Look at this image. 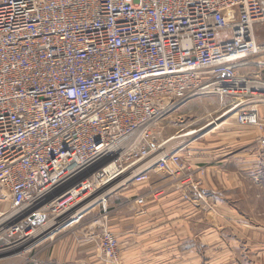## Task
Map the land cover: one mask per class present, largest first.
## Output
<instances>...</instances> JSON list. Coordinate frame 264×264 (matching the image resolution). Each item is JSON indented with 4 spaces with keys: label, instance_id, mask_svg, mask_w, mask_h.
<instances>
[{
    "label": "built area",
    "instance_id": "built-area-1",
    "mask_svg": "<svg viewBox=\"0 0 264 264\" xmlns=\"http://www.w3.org/2000/svg\"><path fill=\"white\" fill-rule=\"evenodd\" d=\"M262 29L264 0H0L4 248L47 225L50 238L97 206L106 214L110 197L153 173L190 199L198 183L181 154L199 133L224 117L260 127L247 107L264 103V81L238 68L259 55L264 70ZM209 95L232 101L167 148L174 137L160 139V124ZM97 240L104 264H122L107 228Z\"/></svg>",
    "mask_w": 264,
    "mask_h": 264
},
{
    "label": "crops",
    "instance_id": "crops-1",
    "mask_svg": "<svg viewBox=\"0 0 264 264\" xmlns=\"http://www.w3.org/2000/svg\"><path fill=\"white\" fill-rule=\"evenodd\" d=\"M221 120L212 124L216 125L215 133L197 138L181 154L198 183L190 199H183L174 188V177L158 173L151 174L147 183L110 197L108 229L117 239L122 264H199L200 255L228 247L224 234L232 225L237 226V232L240 229L241 238L245 237L249 222L231 205L230 199L235 198H230L229 192H240L243 200L258 190L260 167L253 155L258 134H242V128L226 122L228 119ZM239 158L245 164H240ZM156 187L164 190L161 198H147L142 207L134 203ZM84 220L82 216L33 252L12 258L19 259L13 264H101L98 234L82 223Z\"/></svg>",
    "mask_w": 264,
    "mask_h": 264
},
{
    "label": "rangeland",
    "instance_id": "rangeland-1",
    "mask_svg": "<svg viewBox=\"0 0 264 264\" xmlns=\"http://www.w3.org/2000/svg\"><path fill=\"white\" fill-rule=\"evenodd\" d=\"M256 38L259 44H263L264 32H259ZM258 58L259 55L249 58L248 59L249 63L246 66H242L238 68V70L240 73H243L244 75L258 77L264 81V70L260 69L256 65L258 61H261L258 60ZM231 101H232L231 99L221 98L218 95H209L194 99L188 102L187 104L183 105L181 108H179L177 112L168 116L160 124L159 128L156 130L157 135L159 136L160 139H167L174 137L177 134L181 135L182 133L185 132L196 131L199 128L206 125L207 123L216 119L219 115H221L225 111L224 110L225 106L231 103ZM247 109L256 111V114L259 119L260 127L258 126H252L251 128L245 126L241 127L236 123L235 118L233 117H229V118L224 117L221 120V122H224L226 121L225 119H228V121L226 122L235 124L236 127L243 129V132L245 133L242 134L247 135L254 131L255 133L258 134L257 136L260 137L257 138L256 136V143L253 154L256 157L255 165L256 166L258 165V167H260V174H259L260 186L258 190L255 191V193L250 192L248 196L245 197V199L243 200L242 198H240L242 197L239 194L240 192L238 191L229 192V197L235 198V199H230L231 205L233 204L235 206V209L244 213L245 219L249 222L247 224L249 227L248 229H246L248 232L245 233V237L241 238L240 229H238L237 232V226L235 224L232 225L230 230L226 231V234H224L225 240L228 237V243H229L228 247L224 249L221 248L214 249L212 254L207 253L206 255H200L201 260L199 264H264V229H263L264 227V144L261 143L262 140H264V103L255 102L253 104H250L247 107ZM221 122L218 121L216 124L219 125ZM235 126L234 129H236ZM215 128L216 125H211L207 127L206 129H204L199 133L200 135L199 137L201 138V136H204L205 134L215 133L214 131ZM181 130L183 131L179 133V131ZM221 130L218 132H221ZM183 139L186 138H181L177 140V142L181 144ZM245 160H247V158H245ZM238 161L240 164L242 163L245 164L244 159L242 160L239 158ZM250 162L251 161H246V164H249ZM256 192H258L259 194H256ZM109 199L107 201L106 214L102 212L101 206L100 207L97 206L91 211H89L86 215H84L85 220L82 223H86L87 227L91 228V230L94 229L98 235L101 234L103 227L107 229L109 228V221H110V213H109L110 205H108ZM119 200H121V198ZM122 200L124 199L122 198ZM7 207H8V198L0 191V213L5 211ZM50 238L43 237L41 241H39L35 246L29 249L22 248L18 250L16 249L15 252L12 253L9 252L0 253V264H13V262H19V259H12V258L18 255L24 256L25 254L30 253L32 250L34 251L35 249L40 248L41 246L44 245L45 241L49 240ZM97 243L96 245L98 248ZM4 247H6V245L0 242V249ZM2 251L3 250H1L0 252ZM200 251H202V249H200ZM99 257H100L99 258L100 263L104 264L101 260L100 254Z\"/></svg>",
    "mask_w": 264,
    "mask_h": 264
},
{
    "label": "bare ground",
    "instance_id": "bare-ground-1",
    "mask_svg": "<svg viewBox=\"0 0 264 264\" xmlns=\"http://www.w3.org/2000/svg\"><path fill=\"white\" fill-rule=\"evenodd\" d=\"M195 134V132H192V133H188L187 135L183 136V137H174L172 138L171 141H169L166 145L167 148H171L175 145H180L177 140L181 139V138H186V139H183L182 140V143L181 144H184L186 143L193 135ZM175 142V143H174ZM177 142V143H176ZM88 205H85L84 207H86ZM49 228H48V225L45 227H43L42 229H40L39 231H37L33 236L29 237L28 239L24 240V243H18L17 245H12L10 247H7V248H2L0 249L3 250L2 252L0 253H4V252H9V253H12V252H15V250L17 249H22V248H25L28 246V244L36 241L37 239H41L43 237H45V234L48 232ZM5 250H8V251H5ZM2 255V254H1Z\"/></svg>",
    "mask_w": 264,
    "mask_h": 264
}]
</instances>
